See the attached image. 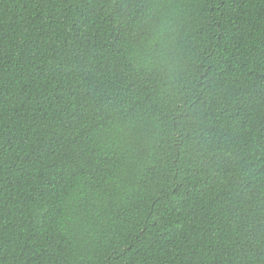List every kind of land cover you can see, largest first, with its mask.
Returning a JSON list of instances; mask_svg holds the SVG:
<instances>
[{
  "label": "trees",
  "instance_id": "16d2710c",
  "mask_svg": "<svg viewBox=\"0 0 264 264\" xmlns=\"http://www.w3.org/2000/svg\"><path fill=\"white\" fill-rule=\"evenodd\" d=\"M0 264H264V0H0Z\"/></svg>",
  "mask_w": 264,
  "mask_h": 264
}]
</instances>
